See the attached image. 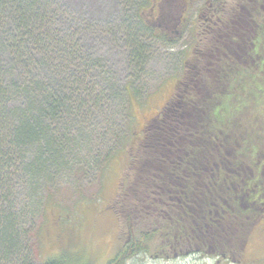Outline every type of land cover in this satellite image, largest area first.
<instances>
[{"label": "trees", "instance_id": "trees-1", "mask_svg": "<svg viewBox=\"0 0 264 264\" xmlns=\"http://www.w3.org/2000/svg\"><path fill=\"white\" fill-rule=\"evenodd\" d=\"M5 5L0 0V15ZM55 18L38 0H14L0 20L12 72L10 82L0 59L1 190L25 168L36 178L57 163L52 151L60 136L50 126L72 104L42 89L32 64L45 58L56 69L58 52L62 78L67 75L62 83L66 90L74 85L76 39L65 26L59 33ZM224 67L212 48H196L173 96L129 149L127 185L115 207L126 239L107 264H127L140 254L236 262L264 217V75L244 66L225 75ZM21 86L29 89L27 100L9 99ZM27 147L35 151L31 158ZM46 154L51 161H42ZM42 264L76 263L61 255Z\"/></svg>", "mask_w": 264, "mask_h": 264}, {"label": "rangeland", "instance_id": "rangeland-1", "mask_svg": "<svg viewBox=\"0 0 264 264\" xmlns=\"http://www.w3.org/2000/svg\"><path fill=\"white\" fill-rule=\"evenodd\" d=\"M12 1L6 0L0 20ZM38 1L55 11L59 33L65 26L74 34L77 78L71 77L74 85L66 90L58 52L56 69L45 58L33 60L42 89L51 88L72 107L50 126L60 136V148L50 150L57 163L36 178L25 168L0 189V264H42L61 255L76 264H107L126 239L115 207L127 185L128 151L173 96L193 51L203 47L189 45L197 41L195 15L202 0ZM3 45L10 44L0 40L1 70L12 82ZM28 92L21 86L8 98L27 100ZM24 150L33 157L32 148ZM127 264H264V217L236 262L140 254Z\"/></svg>", "mask_w": 264, "mask_h": 264}, {"label": "flooded vegetation", "instance_id": "flooded-vegetation-1", "mask_svg": "<svg viewBox=\"0 0 264 264\" xmlns=\"http://www.w3.org/2000/svg\"><path fill=\"white\" fill-rule=\"evenodd\" d=\"M162 18L159 10V25ZM195 19L197 41L193 38L189 45L212 48L225 75L237 66L264 75V0H202Z\"/></svg>", "mask_w": 264, "mask_h": 264}]
</instances>
